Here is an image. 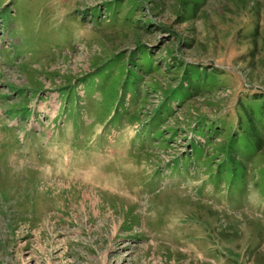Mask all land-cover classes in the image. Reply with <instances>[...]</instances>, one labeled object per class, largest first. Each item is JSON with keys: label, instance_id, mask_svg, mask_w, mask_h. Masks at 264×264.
<instances>
[{"label": "rangeland", "instance_id": "1", "mask_svg": "<svg viewBox=\"0 0 264 264\" xmlns=\"http://www.w3.org/2000/svg\"><path fill=\"white\" fill-rule=\"evenodd\" d=\"M255 95L264 0H0V264H264Z\"/></svg>", "mask_w": 264, "mask_h": 264}, {"label": "trees", "instance_id": "2", "mask_svg": "<svg viewBox=\"0 0 264 264\" xmlns=\"http://www.w3.org/2000/svg\"><path fill=\"white\" fill-rule=\"evenodd\" d=\"M181 15V14H180ZM146 52V50L145 49H143V50H141V53H145ZM113 57H117L116 55H114ZM131 61L133 62L132 64H133V66L134 67H137V65H135L136 64V60L134 59V58H131ZM131 72V74H132V76L134 77V79H131V81H133L134 83L136 82V80H135V78H136V75H135V73H134V71H130ZM127 82H129V81H127ZM262 97H264L263 95L261 96V95H255L253 98H254V100H255V103H253V104H251V105H249V107L251 108V107H253V106H255V107H259L258 106V104H256L257 102H258V100L259 99H261ZM239 108H240V110H241V112H242V118H241V126H240V128H241V130L243 131V132H241V133H243V137H244V139H245V141L249 144V145H251L252 143H250V142H252V140H251V138L249 137V134H247V131L245 130V125L246 126H252L251 128H253L254 126H260V127H262L263 125H264V107H259V109H257L256 108V110L257 111H252V113L251 114H259L260 115V120L259 121H257V122H255L254 120V118L252 117V115L249 113V108L248 107H243L242 105H240L239 104ZM246 116H249L250 118H246ZM246 137V138H245ZM254 147V150H255V148H257V146L254 144L253 145ZM239 167V166H238ZM236 171H237V167H236Z\"/></svg>", "mask_w": 264, "mask_h": 264}]
</instances>
